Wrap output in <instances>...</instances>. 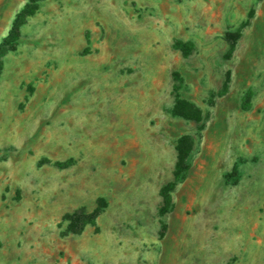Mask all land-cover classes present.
<instances>
[{
  "label": "rangeland",
  "instance_id": "rangeland-1",
  "mask_svg": "<svg viewBox=\"0 0 264 264\" xmlns=\"http://www.w3.org/2000/svg\"><path fill=\"white\" fill-rule=\"evenodd\" d=\"M29 1L0 0V44ZM0 264H264V0L43 1L0 78Z\"/></svg>",
  "mask_w": 264,
  "mask_h": 264
},
{
  "label": "trees",
  "instance_id": "trees-1",
  "mask_svg": "<svg viewBox=\"0 0 264 264\" xmlns=\"http://www.w3.org/2000/svg\"><path fill=\"white\" fill-rule=\"evenodd\" d=\"M45 0H30L19 12L13 22V25L8 35L3 39L0 44V78L3 74L5 67V58L11 53L15 52L19 46V42L22 36V28L27 24L29 18L36 15L40 9L41 3ZM176 48L180 49L185 56H189L193 45L185 44L181 41L176 43ZM234 46H231V51ZM175 78L180 82L179 74L175 75ZM181 84H175L174 91L176 93V100L172 113L174 116L183 118L188 121L201 122L203 120V111L192 101L183 98L180 95ZM194 149V139L190 135H184L179 138L176 150H177V162L175 165V171L173 174V180L162 187L160 195L162 197L163 204L159 210V215L162 217L169 213L172 205V193L176 187L185 178L187 171L189 170V158ZM107 207V201L104 198L98 200L97 207L92 212H87L81 208L73 213H68L63 217V221L67 222L66 234H81L86 226L95 225L98 217L102 214Z\"/></svg>",
  "mask_w": 264,
  "mask_h": 264
}]
</instances>
